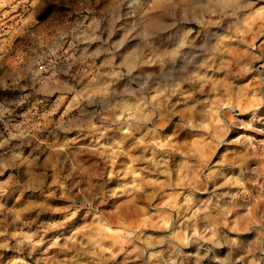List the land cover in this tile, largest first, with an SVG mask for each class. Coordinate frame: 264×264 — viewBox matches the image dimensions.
<instances>
[{
  "label": "clouds",
  "instance_id": "obj_1",
  "mask_svg": "<svg viewBox=\"0 0 264 264\" xmlns=\"http://www.w3.org/2000/svg\"><path fill=\"white\" fill-rule=\"evenodd\" d=\"M0 264H264V0H0Z\"/></svg>",
  "mask_w": 264,
  "mask_h": 264
}]
</instances>
